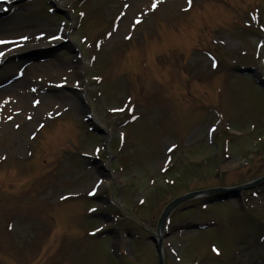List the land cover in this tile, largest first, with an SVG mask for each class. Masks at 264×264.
I'll use <instances>...</instances> for the list:
<instances>
[{
  "label": "rangeland",
  "instance_id": "1",
  "mask_svg": "<svg viewBox=\"0 0 264 264\" xmlns=\"http://www.w3.org/2000/svg\"><path fill=\"white\" fill-rule=\"evenodd\" d=\"M11 2L0 264H156L170 199L264 175V89L236 72L264 74V0ZM66 35L43 60L19 51ZM162 229L163 264H264V181L186 200Z\"/></svg>",
  "mask_w": 264,
  "mask_h": 264
},
{
  "label": "water",
  "instance_id": "2",
  "mask_svg": "<svg viewBox=\"0 0 264 264\" xmlns=\"http://www.w3.org/2000/svg\"><path fill=\"white\" fill-rule=\"evenodd\" d=\"M264 178V177H263ZM263 178H260L258 179L257 181L255 182H252V183H249V184H246V186H250V185H253L259 181H261ZM236 189H239V187H236ZM191 195H193L192 193L191 194H187L185 196H182L181 198H177L175 200H173L172 202H170L167 207L165 208V210L162 212L161 216H160V219H159V224H161L163 222V219L165 217V215L167 214V212L169 211V209L176 203H178L179 201H181L182 199L184 198H187V197H190ZM157 252H158V264H161V256H160V249H159V243L157 244Z\"/></svg>",
  "mask_w": 264,
  "mask_h": 264
},
{
  "label": "bare ground",
  "instance_id": "3",
  "mask_svg": "<svg viewBox=\"0 0 264 264\" xmlns=\"http://www.w3.org/2000/svg\"><path fill=\"white\" fill-rule=\"evenodd\" d=\"M135 1H136V0H134V2H135ZM138 1H139V0H138ZM45 44H47V43H46V42L40 43V45H45ZM12 85H15V83H13ZM18 88H19V87H18L17 85H15L14 88H11L10 91H12V92H10L9 95H15V94H18ZM50 102H51V101H45V102H43L44 104H45V103H47V104L44 105V107H43L44 109L41 108L40 113H38V116L43 115V114H44V110H48V109H45L46 106H48V107H49V106H50V107L52 106ZM42 106H43V105H42ZM41 112H42V113H41ZM227 164H229V162H228Z\"/></svg>",
  "mask_w": 264,
  "mask_h": 264
},
{
  "label": "snow or ice",
  "instance_id": "4",
  "mask_svg": "<svg viewBox=\"0 0 264 264\" xmlns=\"http://www.w3.org/2000/svg\"><path fill=\"white\" fill-rule=\"evenodd\" d=\"M153 7H155L156 6V3H155V0H153V5H152ZM20 39H26V37H20ZM3 41H0V43H2Z\"/></svg>",
  "mask_w": 264,
  "mask_h": 264
}]
</instances>
